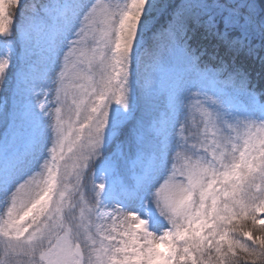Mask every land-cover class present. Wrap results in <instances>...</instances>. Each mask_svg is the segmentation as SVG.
I'll use <instances>...</instances> for the list:
<instances>
[{"label": "snow or ice", "instance_id": "snow-or-ice-1", "mask_svg": "<svg viewBox=\"0 0 264 264\" xmlns=\"http://www.w3.org/2000/svg\"><path fill=\"white\" fill-rule=\"evenodd\" d=\"M0 129V264H264V0H0Z\"/></svg>", "mask_w": 264, "mask_h": 264}, {"label": "trees", "instance_id": "trees-1", "mask_svg": "<svg viewBox=\"0 0 264 264\" xmlns=\"http://www.w3.org/2000/svg\"><path fill=\"white\" fill-rule=\"evenodd\" d=\"M252 67H254L256 69V71H259L258 65H252ZM253 76H256V72H253Z\"/></svg>", "mask_w": 264, "mask_h": 264}, {"label": "rangeland", "instance_id": "rangeland-1", "mask_svg": "<svg viewBox=\"0 0 264 264\" xmlns=\"http://www.w3.org/2000/svg\"><path fill=\"white\" fill-rule=\"evenodd\" d=\"M0 131H2V129H0ZM257 234V233H254V235Z\"/></svg>", "mask_w": 264, "mask_h": 264}]
</instances>
